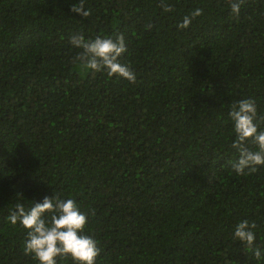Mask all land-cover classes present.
Segmentation results:
<instances>
[{
    "label": "trees",
    "instance_id": "trees-1",
    "mask_svg": "<svg viewBox=\"0 0 264 264\" xmlns=\"http://www.w3.org/2000/svg\"><path fill=\"white\" fill-rule=\"evenodd\" d=\"M163 2L0 0V264H39L7 217L55 195L87 214L96 264H264V166L233 172L229 117L253 99L264 130V0ZM76 34H123L136 82L74 65ZM245 219L260 260L233 239Z\"/></svg>",
    "mask_w": 264,
    "mask_h": 264
},
{
    "label": "clouds",
    "instance_id": "clouds-1",
    "mask_svg": "<svg viewBox=\"0 0 264 264\" xmlns=\"http://www.w3.org/2000/svg\"><path fill=\"white\" fill-rule=\"evenodd\" d=\"M245 0H228V6L234 16H239ZM164 12H172L171 5L161 0ZM73 13L83 18L91 15L85 10L84 0L73 4ZM203 14L202 9L194 10L185 16L178 25L186 29L192 20ZM151 28V25H147ZM73 47L80 49L73 57L72 63L82 69L93 72H105L108 77L117 76L130 83L136 82L134 70L120 62V57L127 51L123 34L113 39L108 36H96L85 39L76 34L70 38ZM229 117L234 124L235 139L231 147L238 152V160L232 163V170L237 175L255 173L264 166V130H258L257 105L253 99H241L230 106ZM259 119L264 120V117ZM252 145L253 147H249ZM22 197L21 195H17ZM47 214V215H46ZM95 214L94 211L92 213ZM7 220L19 225L27 232L24 254L31 255L39 264H57V258L70 257L74 264H96L101 249L94 237L85 234L87 214L80 211L73 198L62 199L59 195L45 197L42 203H35L28 210L22 203H16ZM256 228L255 222L242 220L235 225L233 239L252 249L257 260L261 259V250L253 249Z\"/></svg>",
    "mask_w": 264,
    "mask_h": 264
}]
</instances>
